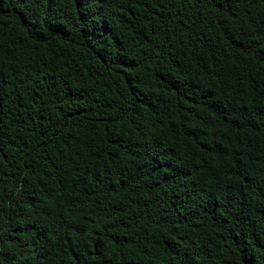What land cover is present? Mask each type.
Here are the masks:
<instances>
[{
  "label": "trees",
  "instance_id": "trees-1",
  "mask_svg": "<svg viewBox=\"0 0 264 264\" xmlns=\"http://www.w3.org/2000/svg\"><path fill=\"white\" fill-rule=\"evenodd\" d=\"M0 264H264V0H0Z\"/></svg>",
  "mask_w": 264,
  "mask_h": 264
}]
</instances>
